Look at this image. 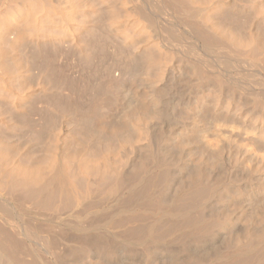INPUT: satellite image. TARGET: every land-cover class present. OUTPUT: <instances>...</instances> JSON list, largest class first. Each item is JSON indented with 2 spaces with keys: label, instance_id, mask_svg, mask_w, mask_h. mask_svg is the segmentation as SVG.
Masks as SVG:
<instances>
[{
  "label": "bare ground",
  "instance_id": "6f19581e",
  "mask_svg": "<svg viewBox=\"0 0 264 264\" xmlns=\"http://www.w3.org/2000/svg\"><path fill=\"white\" fill-rule=\"evenodd\" d=\"M1 105L0 264H264V0H0Z\"/></svg>",
  "mask_w": 264,
  "mask_h": 264
},
{
  "label": "rangeland",
  "instance_id": "374dc122",
  "mask_svg": "<svg viewBox=\"0 0 264 264\" xmlns=\"http://www.w3.org/2000/svg\"><path fill=\"white\" fill-rule=\"evenodd\" d=\"M34 84L37 85V82H32V83H30V86H31V85H34ZM41 86H43V87H48V85H47L46 82H43V83L41 84ZM2 107H4V106L1 105L0 110H1V109H2V110L4 109V108H2Z\"/></svg>",
  "mask_w": 264,
  "mask_h": 264
}]
</instances>
